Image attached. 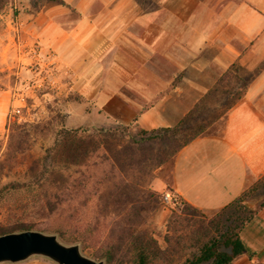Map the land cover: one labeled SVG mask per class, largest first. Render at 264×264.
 Listing matches in <instances>:
<instances>
[{"label":"crops","instance_id":"1","mask_svg":"<svg viewBox=\"0 0 264 264\" xmlns=\"http://www.w3.org/2000/svg\"><path fill=\"white\" fill-rule=\"evenodd\" d=\"M63 1L79 17L65 27L54 14L34 16L30 33L40 49L20 48V59L52 63L58 84L79 86L93 104L92 118L144 130L171 127L227 71L238 82L250 75L221 130L199 135L175 154L170 185L184 202L214 214L264 175V0L227 1L221 8L213 0H156L146 10L138 0ZM239 236L244 252L232 264L263 262L264 207Z\"/></svg>","mask_w":264,"mask_h":264},{"label":"rangeland","instance_id":"2","mask_svg":"<svg viewBox=\"0 0 264 264\" xmlns=\"http://www.w3.org/2000/svg\"><path fill=\"white\" fill-rule=\"evenodd\" d=\"M138 1L141 10L157 7L156 0ZM213 1L219 8L227 1L235 5L250 2ZM41 13L54 14L65 27L79 17L77 9L63 0H0V160L8 147L14 151L0 170V186L24 183L7 187L0 198V232L22 220L32 223V230L56 234L43 229L64 224L67 217L65 222L80 231L99 229V236L89 240L95 249L112 223L131 224L135 233H146L156 242L160 253L155 264L185 261L195 251L192 242L199 234L204 235V230H212L211 221L220 210L207 215L182 203L170 185L175 152L185 135L196 128H204L203 133L221 130L226 109L240 95L250 75L245 74L241 82L232 75H222L220 86L190 109L189 123L177 133L165 132L141 143L146 155L134 162L127 143L130 136L137 138L134 123L118 125L113 120L92 118L93 104L85 102L79 86L62 88L54 79L52 63L20 59V48L31 52L40 49L30 30L37 26L34 16ZM106 81L115 82V78L108 75ZM83 111L88 117H81ZM13 124L21 127L10 137ZM245 204L257 210L264 207V189ZM130 211L135 216L130 214L128 220L125 214ZM230 212H224L222 224L228 223ZM91 251L82 250L94 258ZM20 263L55 264L38 256Z\"/></svg>","mask_w":264,"mask_h":264},{"label":"trees","instance_id":"3","mask_svg":"<svg viewBox=\"0 0 264 264\" xmlns=\"http://www.w3.org/2000/svg\"><path fill=\"white\" fill-rule=\"evenodd\" d=\"M59 1L61 2V0ZM225 75H228L229 77V75L232 74L230 71H227ZM232 77L238 80L237 76L233 75ZM222 80L223 78H220L219 83L222 82ZM244 88L245 86L241 87V93L244 91ZM240 95L237 97H240ZM230 106H228V108ZM189 119L192 120L191 112H188L174 126L171 127H160L151 130H144L138 127V132L136 134L137 138L130 136L127 142L131 150L130 159L136 162L138 158H143L146 155L144 150L145 147L142 145L140 146L141 143L151 141L165 132L177 133L184 124L186 125L189 123ZM20 127L21 125L19 124H13L11 127L12 132H10V137L13 132ZM203 130L204 128H196L187 136L185 135V138L182 143H180L175 153H177V151L184 145L203 134ZM12 153H14V151H12V148L8 147L3 159L0 160V170L4 167L5 163L13 157L14 154ZM32 163L35 164L37 161ZM108 174L109 172L106 174L104 173L103 176H107ZM19 185L23 186L24 183L14 181L1 185L0 198L6 192L7 187L17 188ZM263 189L264 175L253 181L234 200L220 209L211 221L212 230L206 229L204 230V235H198L199 238L195 239L191 244L195 251L191 253L185 261H169L167 264H231L233 260L242 255L244 252V247L239 236L240 230L258 211L257 209L247 207L245 203L254 194H256L257 191ZM182 203L186 207H191L183 200ZM228 210H231L230 215L227 217L228 223L222 224V215ZM131 212L132 211L125 214L128 220L131 219L130 214L132 217L135 216V214H132ZM67 220L68 218L65 217L63 222L64 224H59V226L56 227L48 226L43 230L56 232L60 238L64 239L68 243H79L81 250L93 249V251H91L92 256L98 260H104L105 264H155L159 259L160 252L154 239L146 233H135L130 228L131 224L122 226L118 225V222L112 223L106 231L103 240L99 243L98 247L95 246L96 248L94 249V244H90L89 240L93 235V240L99 236V229H96V232L92 229L80 231L75 225L65 222ZM29 229H33L32 223L17 220L4 228L0 233ZM95 233L97 234L95 235ZM163 264H166V262Z\"/></svg>","mask_w":264,"mask_h":264},{"label":"water","instance_id":"4","mask_svg":"<svg viewBox=\"0 0 264 264\" xmlns=\"http://www.w3.org/2000/svg\"><path fill=\"white\" fill-rule=\"evenodd\" d=\"M36 256L55 264H105L83 254L79 243H63L53 233L29 229L0 235V264H16Z\"/></svg>","mask_w":264,"mask_h":264},{"label":"built area","instance_id":"5","mask_svg":"<svg viewBox=\"0 0 264 264\" xmlns=\"http://www.w3.org/2000/svg\"><path fill=\"white\" fill-rule=\"evenodd\" d=\"M165 199L168 200V196H166Z\"/></svg>","mask_w":264,"mask_h":264}]
</instances>
